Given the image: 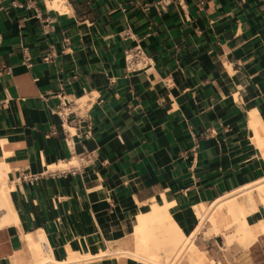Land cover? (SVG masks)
Returning <instances> with one entry per match:
<instances>
[{"label":"crops","instance_id":"1","mask_svg":"<svg viewBox=\"0 0 264 264\" xmlns=\"http://www.w3.org/2000/svg\"><path fill=\"white\" fill-rule=\"evenodd\" d=\"M13 1L0 0V168L15 220L0 227V264H23L40 232L60 263L72 251L89 257L78 264H138L107 255L125 236L137 253L136 211L169 206L191 238L212 224L200 229L197 207L264 181V0ZM257 194L250 227L264 221ZM162 243L172 251L161 237L141 260ZM244 246L229 264H264V234Z\"/></svg>","mask_w":264,"mask_h":264},{"label":"bare ground","instance_id":"2","mask_svg":"<svg viewBox=\"0 0 264 264\" xmlns=\"http://www.w3.org/2000/svg\"><path fill=\"white\" fill-rule=\"evenodd\" d=\"M62 1L63 0H56L54 6L56 7ZM253 127L255 129L256 125H253ZM0 186V210L4 209L7 211V216L0 222V227H3L7 224L14 223L15 220L13 218L14 209L12 207L10 197L11 190L7 185L6 175L2 168H0ZM255 193H258V197L260 195V197L262 198L261 202L264 204V181L258 182L249 187H245L230 195V197L228 196L227 198L214 203L209 208L206 206L197 207L196 211L201 219L200 229L206 224L207 221H210L212 223L211 225H213V231L217 233H220L224 230H229L236 226V236H227L228 238L226 239V243L231 244L233 241L237 240V235H242V240L244 241V243L250 245L251 243L256 241L259 235L264 234V221H260V223L255 227H250L247 224L248 215L253 213L257 209L254 198ZM243 196H245L246 199L245 201L241 202L240 198ZM168 207L169 206L159 207L155 204L148 210L147 213L136 211L134 217L128 222V233L133 232L137 242V253L135 252L136 254L133 255L137 259L146 260L147 258H145V256L150 255L151 249L157 250L159 248V240L161 237L165 239V241L172 247L171 249L173 250V252L176 254L175 251L179 250L180 247L185 245L187 241L189 242L193 240V238L196 236L197 233L191 236V238H188L180 230V228L170 217ZM26 240L28 242V248L30 249L29 251L33 253V255L31 254V256H33L31 257V260L33 259L34 261H36V264H78L82 259H89V257H84L71 251L68 262H58L54 258L52 248L50 247L47 237L43 232H40L38 234L37 239L33 238L32 236H27ZM195 252H197V250ZM151 261L153 263L154 260H150L149 262Z\"/></svg>","mask_w":264,"mask_h":264},{"label":"rangeland","instance_id":"3","mask_svg":"<svg viewBox=\"0 0 264 264\" xmlns=\"http://www.w3.org/2000/svg\"><path fill=\"white\" fill-rule=\"evenodd\" d=\"M245 199H246V197L243 196L240 198V201H245ZM236 229H237V227L234 226L233 228L229 229L228 231H223L221 233H217V232L213 231V229L211 228V225L209 223H207L205 225V227H203V229L199 232V234L197 236H195V238L193 240H191L192 243H191V241H189L190 243L187 241L185 243V245L180 247L179 250H177V251L174 250L176 252V254L173 252V250L171 251L172 253L169 251L170 248L168 245L166 246V244H162V246L159 250L160 254L157 258H155V257L153 258L154 259L153 263H152V261L151 262L142 261L140 259H137V258L127 254V253L133 251V249L129 245L128 236L124 237L125 239L123 242V244H124L123 247L122 246L121 247H113L112 246L110 251L107 253V255H112L116 258L123 257V258L131 259L132 261H135L138 264H224L222 256L225 254L226 256H225L224 260L226 261V263L229 264L230 259L232 257H234L236 254H238L239 251H242V249H246L244 246V243L241 240H236L232 244L226 243L227 236L233 234ZM185 235H189V233H185ZM189 244L190 245L192 244V245L190 246ZM166 247H168V248H166ZM187 247H189V248H187ZM27 249H28V254H27L26 250H24V252H23V256H22L23 264H34V263L36 264V261H34L33 259L31 260V257H33V256H31V254L33 255V253L31 251H29L30 249L28 247H27ZM196 250H197V252H195ZM184 251H185V253H184ZM182 253H183V255H182ZM203 255H204V257H203ZM198 256H199V258H198ZM205 256L208 258V260H206ZM203 258H204V260H203ZM158 260L161 262H159Z\"/></svg>","mask_w":264,"mask_h":264},{"label":"built area","instance_id":"4","mask_svg":"<svg viewBox=\"0 0 264 264\" xmlns=\"http://www.w3.org/2000/svg\"><path fill=\"white\" fill-rule=\"evenodd\" d=\"M178 1H182V0H178ZM12 7L14 8H24L25 4L23 2H19V1H13L12 2ZM143 56V53L141 50H137L136 53L134 54H127L126 55V62L129 66L133 65V63L138 60L139 58H141ZM85 161L84 158L80 159L79 163H83ZM80 167H74L73 169H71V173L72 174H76L79 171ZM42 177V175H31L28 173H23L20 177L21 182L26 183V184H34L36 182H38L40 180V178Z\"/></svg>","mask_w":264,"mask_h":264}]
</instances>
